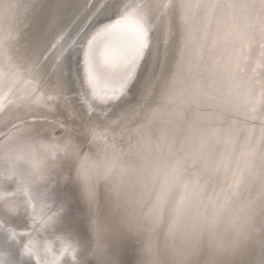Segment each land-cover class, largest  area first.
Masks as SVG:
<instances>
[{
  "label": "water",
  "instance_id": "obj_1",
  "mask_svg": "<svg viewBox=\"0 0 264 264\" xmlns=\"http://www.w3.org/2000/svg\"><path fill=\"white\" fill-rule=\"evenodd\" d=\"M96 1L98 0H63L60 15H58V17L62 16V19L57 21L55 28L54 22L50 24V28H46V34H44L43 29L61 8H57L56 0H46L45 5H38L43 6V9L41 8L43 12L35 25H31V28L24 31L27 37L20 36L21 43L11 34L12 20L16 19L19 23V16L23 10L22 4L25 3L27 7L30 0H0V31H2L0 57L3 53L7 54L4 64L8 69L11 67L9 70L12 72L11 80L7 78L2 83L0 96L5 93L3 97L7 101L16 99L14 96L16 92L7 95L6 90L16 77L29 74L26 70V52L28 51L30 55V47L24 50V45L28 42L27 44L33 47L37 40L39 41L37 55L42 61L50 62L59 55L60 51L67 49L62 66L68 72V93L85 112L86 101L82 97L81 90L83 81L81 77L84 70V63H81L82 52L99 23L107 22L115 17L111 8L106 14L96 13L94 18L82 26L84 27L82 32L81 28L79 29V36L75 35V32L82 20L75 29H72L69 18L82 3L88 8L91 3L94 6ZM128 1L131 2V0H121L124 3L120 7L122 11L131 4ZM70 4L72 9L64 15L66 8L69 10ZM9 5L13 6L9 8ZM258 6L261 10L256 14L260 20L254 13V9ZM32 8L31 10L35 7ZM172 9V19L168 18V20H171L170 26L175 28L173 35L175 48L171 50L172 58L169 56V61L171 59V62L174 60L177 63L178 51H180H175L178 47L177 38L183 41L189 36L191 39L188 42V60L192 67L187 73L195 72L196 76L191 84H186L187 76L183 77L176 91L172 90V93H178L179 101L173 94L172 97L166 98V96L164 99L159 97L158 101H155L162 102L161 104L149 106L150 104L138 103L136 97H139L140 92L136 90L138 86L140 87V77L146 74L142 65L138 80L129 90L128 98H130L125 100L124 107L113 117L115 121L120 119L119 123H116V126H119L116 129L115 126L105 138H91L83 130L74 131V127L71 133L63 132L64 137L70 136V141L78 145L76 150L71 145L73 150L69 152L77 151L78 155L70 153L65 156L68 151L61 153L50 147L53 154L52 160L51 158L50 162L44 160L47 164L42 165V162L38 164L33 159L32 151L37 145L34 141L38 142L41 137H44L49 142V144L42 142L46 147L54 142L61 144L60 128L52 130L46 126L44 128L39 125L25 126L18 121L16 115L9 119L7 117V120L0 124V168L4 169L2 166H5L13 171L12 178L23 190V197H30L29 212L38 215V207L42 208L39 203L42 202L45 206L48 204L49 199H46L44 192L48 189L47 187H50V194L52 197L55 196L53 200L57 211L63 209L61 214L63 223L65 221L69 224L64 229L62 228L64 225L56 226V228L65 231V237L70 239V247L61 258L57 255L59 259L54 258L50 263L68 264L69 262L71 264L70 251L74 258L80 259V264H139L142 245L137 239L140 237L133 234L135 238L130 239L126 237L128 232L126 227L122 228L125 230H120L103 219L102 204L109 196L121 204L122 214L117 217L119 222L122 219L127 221L128 217L132 219L133 215H136L139 217L137 226H147L140 230L142 236L147 237L144 244L148 243L150 238L151 242L161 249H174L179 246L180 250L187 254L189 261L203 264L209 258L207 249L202 246V237L206 232L211 230L217 236H223L225 233L244 229L247 239L235 250L230 248L223 254L228 259L226 264H262L264 262V246L261 243L264 240V224L259 223L261 220V184L259 183L262 179L261 174L264 173V113H260L257 109L253 102L254 97L250 96L248 100L250 91L244 86H252V83L263 85L264 80L256 79L258 81H255V77H259L258 73L261 70L264 71V66L257 64V68H253L255 73L248 74V69L251 67L239 65L236 52L229 72L225 71L224 65L223 69L222 67L213 68L218 63L224 64L227 56V51H216L217 59L212 62V67L209 66V70L211 68L214 70H208L206 76V80L210 81L206 90L216 86V91L212 92L211 96L201 94L200 85L204 76L201 75L199 80L197 79V72L201 74L203 71L206 72L210 55L215 48H221L220 42L227 38V35L242 42L240 45L243 44L245 50V43H248L247 35L257 32V29L260 31V27L261 31H264V0H181L180 4L173 2L169 5V16ZM25 12L28 14L30 11ZM78 17L79 14L74 18ZM224 18L228 20L229 28H231L226 32L223 26ZM34 20L36 21L35 17L32 23ZM38 22H44V24L34 27ZM256 24L258 25L255 30ZM166 26L165 24V29ZM191 27L194 30L192 35ZM154 28L157 38L158 29L155 26ZM178 28H180L179 32ZM184 30L187 36H184ZM42 33L48 38L40 44ZM8 34L11 40L7 37ZM255 34L259 38L252 43L258 49L254 56L264 57V35L260 36V32ZM53 44L56 45L55 48L51 47ZM77 48L79 50L76 57ZM200 54L202 57L198 58ZM168 64V62L165 64V69ZM3 67H0V79L4 77L1 76L3 70H6ZM34 71H37L36 66ZM246 71L247 74H243ZM34 73L37 75L36 72ZM165 74L169 75L168 72ZM165 74L162 72L160 77L164 78ZM177 76L178 70L174 78H171V86ZM43 78L45 76L39 77L38 81ZM2 84L0 82V86ZM163 84L164 80L159 79L152 91V99H155L153 96L161 91ZM188 89L197 93L194 99H182ZM64 90L66 92L67 89L64 87ZM138 91H141V88ZM256 93L261 94L260 103L264 105V92L261 93L258 90ZM253 106H255L253 116L249 117L248 114ZM96 107L99 109L98 114L107 110L106 105ZM2 115L3 113H0V119ZM122 117L125 119H121ZM64 122L65 125H69L68 120ZM123 122L130 124L131 128L133 124V127L136 125L133 132L120 135L117 130L127 125ZM20 130L29 137L19 134ZM76 132L79 134L77 135ZM28 162L34 164L32 166L34 170H29ZM109 168L112 169L111 174L107 172ZM249 171L254 174L251 180L247 178ZM240 177H244V182L237 185L235 181ZM104 182L111 183L108 189L102 184ZM115 182H123L125 186L123 195H127L128 200H124L122 192H115ZM253 186L256 187L249 192ZM165 189L169 191L170 198L163 202L158 201L161 191ZM181 198H183V210L177 216L174 206ZM130 206L134 209L131 210ZM157 207L159 208L158 216H153V209ZM15 214L20 215L15 216L14 213L9 212L4 216L3 227L6 226V230H11L19 237L26 235L27 238H32L33 236L30 235H36L37 222H27L25 213L24 215L21 212ZM162 228L166 231V235L162 236L161 241L160 229ZM173 229L174 231H171ZM118 230L122 236L116 233ZM40 233L43 231L38 228V235ZM166 241L169 242V246H165ZM8 242H11V246H7V251L13 253L11 262H17L14 259L17 260L18 255L19 264H34L32 258L24 254L25 248L21 250L20 242L18 248L10 239ZM135 245L140 246L135 248ZM31 247L34 248L33 245ZM216 259L218 263L219 257Z\"/></svg>",
  "mask_w": 264,
  "mask_h": 264
},
{
  "label": "bare ground",
  "instance_id": "obj_2",
  "mask_svg": "<svg viewBox=\"0 0 264 264\" xmlns=\"http://www.w3.org/2000/svg\"><path fill=\"white\" fill-rule=\"evenodd\" d=\"M37 1H39V2H37ZM80 1H82V0H80ZM180 1L181 0H131V2L128 1L131 4L124 10L127 12L136 11V12L143 13L147 22L149 24H152V25L154 24V26L158 29L156 35H157V40L159 41L160 61H159V67L157 68V74L160 77L162 72H164V74L166 72L169 73V75H167V76L165 74V76H164L165 79L161 76L160 80H162V81L164 80L163 85L167 84L171 87V91L168 94V96L172 97L174 94L175 95L174 97H176L177 99L179 98L178 93H176V92L172 93V90L176 91L175 89L179 85V83H181L183 81V77H186V76L188 77L186 84H188V83L191 84L192 82H194L195 77H196L195 72L191 73V74L187 73V71L190 72V69L192 67L189 60H188L189 59L188 58V42H189V39H191L189 36L184 38L183 41L178 40V38H177L176 45H178V47H176L175 51L180 50V51H178L177 63H175L174 60H173V62H171V59L169 61V56L172 58L171 50L174 47L173 43H174L175 39H174L173 35L175 33V28H174V26L173 27L170 26L171 25L170 19H172L171 17L173 14V9H172L171 14L169 16L168 7L173 2L180 4ZM45 3H46V0H30V2H28V4H27V7H25V3L22 4L23 10L19 16V20H18L19 23H17L16 19H13L12 20V26H11L12 27L11 34L16 41L21 42L22 38H20V36L21 37H23V36L27 37V35L25 34L24 31H27L29 28H31V25H33V24L35 25V23L37 22V19L40 18L41 13L43 12V11L41 12V8L43 6L39 7L38 5H45ZM100 3H101V0H98V1H96V4L94 6L91 3L88 8H86L84 3H82L77 10H74V12H72V14L70 15V18H69L70 22H71L70 26L72 27V29H75L76 26L78 24H80V21L82 20L81 24L79 26H77L75 35L79 36V29L81 28L80 31L82 32V29H84V27H82V26L86 25L88 23V21H90L92 18L95 17V15L97 13V9L100 8ZM253 3H252V5H253ZM33 4L35 5V8L33 7L34 9L31 6ZM123 4L124 3H122L120 0V7ZM37 7H39V9ZM71 7H72L71 4L68 5L69 10H67V8H66V10L64 11V15L67 14V11L69 12L72 9ZM31 8L33 10H31ZM110 8H111V5L109 6V10H110ZM61 9H62V7L58 11H56V16L53 18V20H51L48 23L47 26H45V28L43 29L44 34H46L45 29L50 28V26H51L50 24H52L53 21H54L53 27L55 28L57 21L62 19V16L58 17V15H60L59 11ZM257 9H254V13H255L256 18L258 20H260L257 17L256 13L261 9L259 6L257 7ZM25 11H27V12L30 11V12L27 14ZM78 14H79V17L75 19L74 17H76ZM30 16L33 19L35 17L36 21L34 20V22L32 23L33 19L30 18ZM168 18H170V19L168 20ZM29 20H30V22H29ZM167 20H168V22H167ZM43 24H44V22H38L37 25L34 27L42 26ZM165 24L167 25L166 29H165ZM257 25L258 24L255 25V30H256ZM223 26H224L225 32L228 31L229 29H231V28H229L230 26H229L228 20L225 18L223 19ZM259 29H260V31H258V29H257V32H254L251 34L249 33L247 35L248 43L247 42H246L247 44L245 43V45H246L245 50H244V45L243 44L240 45L242 42L238 41L237 38L230 36V35H227V38L223 39V41L220 42L221 48H219V49L215 48L213 50V53L209 57L206 72L203 71L202 74H201V72H197V79L198 80H199V77L201 75L204 76L202 79V83L200 85V90L202 92L201 94L211 96L212 92L216 91V88H217L216 86L212 89H209L208 91L206 90L207 85L210 84V81L206 80V76L208 74L209 66L211 65V67H212V62H215L217 59L216 51H221V52L227 51V56H226V60H225L224 64L218 63L213 68L219 69L222 67V69H223V65H224L225 71L229 72L232 69V66H233L232 61L234 60L233 58H234L236 52L238 53V58H239V61L237 60L238 64L241 65L242 67L243 66H245L247 68L251 67L250 69H248L249 70L248 74H254L255 73V72H253L254 71L253 68H257V64H259V66H264V57H261L260 55L254 56L256 53V50H258V49L256 46L252 45V43L255 41H258V38H259V36H257L255 33L260 32V36L264 35V31H261V27ZM179 31H180V28H178V32ZM1 32L2 31H0V33ZM21 33L24 35H22ZM192 33H194V30L191 27V35H192ZM44 34H43V36L38 34L41 36L40 44H42V41H44L48 38V36L44 37ZM184 36H187L186 30H184ZM7 37L9 38L10 35L8 34ZM74 41H75V38H74ZM35 42H37V40H35ZM163 42H164V44H163ZM27 43H25V45H24V50H27V48L30 47L29 52L31 53V51H32L31 48H33V47H32V45L27 44ZM259 43H260V41H259ZM239 45H240V47L238 48ZM251 45H252V48H251ZM85 48H86V44H85L83 52H82L81 63H84ZM193 48L194 47H192V49ZM247 49H248V51H246ZM78 50L79 49L77 48V53L75 54L76 57L78 55ZM175 51H174V53H175ZM252 52H253V54H252ZM26 54H27L26 55L27 56V63H26L27 69L26 70L29 72V74L28 75L26 74L25 76L19 75L18 77H16L14 80H12L10 82V86L6 90V94L8 95L10 93L13 94V92H16V94L14 95L16 97V99L7 101V99H5L3 97L5 95V93L2 96H0V113H3V115L0 119V124L2 122H4L5 120H7V117L9 119V118H11V116L16 115V117H18V121L23 123L25 126L37 127V125H39V127L44 128L46 126V127L51 128L52 130H54L55 128H60L62 131L59 134V137L62 140V143L59 141L61 144H59L58 142H54V143L50 144L49 147L48 146L46 147L43 145L44 143H42V142H46L48 144H49V142H47L44 137H41L40 138L41 140H39L38 142L34 141V143H36L37 145L35 146L34 150L32 151L33 159H35L38 164H40L39 162H42L41 165L47 164L48 161L50 162L49 159L51 158V160H52V157H53V154L50 151V149L52 148L51 146L52 145L63 146L64 144L68 143L71 139L70 136L64 137L62 135V133L63 132L71 133L73 131L72 129H74V128L76 129V130L74 129V131H77L78 129H80L81 131L83 130L91 138H95V137L105 138V137H107L109 132L111 130H113L114 127L117 125L116 123H119L120 119H118V121H115L116 119H113V117L115 114H118V112L121 110L122 107H124V102L128 98V95L125 98H123V99L121 98V100L116 101L115 103L114 102L102 103V102L94 99L91 95V90L88 87L87 81L84 80V79H86L85 69H84L83 73H82V77H81L83 80L81 83V90H82V97L86 101V111L83 112L81 110V108H79L78 103L68 93V84H67L68 83V81H67L68 80V72H67V69H63V71H64V75L62 78L63 79V87H61V86H59V84H56V81L58 80V78H60V71H61V66L57 65L56 58L54 60H51L50 62H46L44 60V61H42V63H39V66H38V64H34L32 62L33 59H31L32 57H31V55H29L28 51L26 52ZM70 54H72V53H70ZM201 55L202 54H200L198 56V58H201L202 57ZM173 56H174V54H173ZM251 56H252V59H251ZM5 60H7V54L3 53L2 56L0 57V67L4 66L6 68V70H3V72H2L3 75H1V76H4V77H1V79H0V80L3 79V81H0L1 84L4 81H6L7 78L9 80H11L10 77L12 75V72L10 71L11 67L9 68L10 69L9 70L7 68V66H5V64H4ZM255 61H256V64H255ZM262 61H263V64H262ZM167 62L169 64H168V67L165 69V67H166L165 64ZM174 64H175V68H174ZM34 66L37 67V71H34ZM213 68H211L209 71L214 70ZM164 69H165V71H164ZM172 69H173V71H172ZM177 70H178V76L171 86V83H172L171 80L174 78L175 72H177ZM258 71H259V69L257 70V72ZM34 72H36L37 75H34L35 74ZM241 72H242V70H241ZM243 74H247V71L243 72ZM44 76H45V78H43L41 81H38L39 77L42 78ZM258 76L260 78L255 77V81L264 80V71L261 70L258 73ZM143 77L142 78L140 77V80H139L140 87L138 86V88L136 90L137 92H140L139 97H141V91H138V90L141 88V83L143 81ZM256 79H258V80H256ZM27 80H29L28 81V87L26 86ZM213 80L214 79L212 78V82H213ZM157 82L155 83V87H156ZM217 83H218V79H217ZM53 84H56V86L53 87ZM263 85H260L259 83L257 85H254L252 83V86L251 85H244V86H246L245 89H248L250 91V94L248 95V100H249L250 96L254 97L253 102L256 104L257 109H259L260 113H264V105H262V103H260L261 94L256 93V92L258 90L261 93L264 92V86ZM2 86H3V84L0 86V88ZM64 87H65V89H67L66 92L64 90ZM152 95H150L149 96L150 99L148 100V98H147L146 101L142 100L139 97H136V99H137L136 101H139L138 103L150 104L149 106L162 103V102L161 103L155 102L159 97L160 98L162 97V89L158 94H155V96H153V97H155V99H152V97H151ZM168 96L166 98H169ZM195 96H197V93L193 90L189 91V89H188V92L186 94H183L182 99H185V100L194 99ZM164 98H161V99H164ZM97 105H101V106L106 105L107 110L104 111L103 113H101L102 115L98 114L99 109H97V107H96ZM254 108H255V106H253L252 110L249 112V114H248L249 117L253 116ZM256 113H257V111H256ZM256 113H255V116H256ZM123 118L124 117H122L121 119H123ZM127 118H128V116H127ZM65 120H68V123H69L68 126L65 125V122H64ZM26 121H28V122L26 123ZM52 121H54V123ZM123 124H127V125H123V127L121 129L117 130V132L120 135H124L126 133L133 132V130L136 126L135 125L133 127V125H134L133 124L132 128H131V126H129L130 124H128L127 122H123ZM142 124L143 123H141V125ZM118 126H116L115 129ZM23 132L24 131L20 130L19 134L28 138L29 136L23 134ZM43 133H46V132L43 131ZM76 134L78 135L79 133L76 132ZM54 136L57 137L56 135H54ZM70 143H71V145H73V148L75 150H76V148H78V145L76 142L70 141ZM58 152L66 153L65 151H58ZM70 153H74V152L68 151V153L65 154V156L70 155ZM75 153L78 155L79 152L77 153V151H76ZM72 156L75 158L77 157L76 155H72ZM44 160H46L47 162L44 163L45 162ZM102 160L104 161V159H102ZM28 164H29L28 165L29 170L30 171L34 170V168H32V166L34 164H32L31 162H28ZM2 167L4 169L0 168V217H1V219H0V221H1V223H0V264H9V262L12 261L11 258H13L12 257L13 253L10 251H7L8 250L7 246H11V242H8V239H10L9 238V232H12V231L8 230V229L6 230L5 225H4L5 227H3L4 216H6L7 213H9V212L14 213L15 216L20 215V214L16 215L15 213L21 212L22 215H24V213H25V215H26L25 218H27V222H29V221H30V223L31 222L32 223L37 222V227L43 231V233H40V235H38V228L35 227L36 235H30V236H33L32 238H27L26 235H23L20 237L16 236V238L14 240L10 239L12 242L15 243L16 247L18 248L19 242L21 244V245L19 244L21 246V250L23 249V247L24 248L29 247L31 249L30 257L32 258L34 264H55V263H50L51 260H53L54 258L59 259V257L57 255H59L61 258L62 254L63 253L65 254L68 251V248L70 247V245H69L70 239H67V237H65V235H64L65 231L64 230H58L56 228V226H59V225H61V226L64 225L62 227L63 229L66 226H69L68 222L64 221V223H63V219H61V214L63 212V209H61V208H60L61 210L59 209L60 210L59 211L60 214H59V212L57 211L56 205L54 203V200H53L55 196L52 197V195L50 194L51 189H50V187H47L48 189L46 190V192H44V195L46 196V199L47 198L49 199L48 204L45 206V204L40 202L39 204H40V206H42V208L38 207V212H39L38 215L30 213L29 212L30 211L29 206H31L29 203L30 197L29 196H28V198L23 197V195H24L23 190L21 189V187L19 188L20 185L17 182H14L15 180H13V178H12L13 174H11V173H13V171L8 170L7 168H5V166H2ZM54 182L56 183V180ZM102 184L105 185L107 189L111 185V183H107V182L106 183L104 182ZM259 184H261V182ZM115 185H116V188L114 189L115 192H122V196H123L124 200L125 201H126V199L128 200L127 195L126 196L123 195V191L125 189L123 182H120V183L115 182ZM105 186H104V188H105ZM255 187L256 186H253L249 190V192L252 189H254ZM120 206H121L120 203L115 201L112 196H109L107 201L104 204H102V209L104 210L103 219L108 224L113 225L114 227H116L120 230H125L127 228L122 229L125 227L123 224L124 220L122 219V217H121V219H122L121 222H119L117 220L118 215L122 214V210H121ZM130 208H131V210L134 209V207H132V206H130ZM135 210H136V207H135ZM31 215H32V217H31ZM132 221L137 224V222L139 221V217L136 215H133ZM259 223L261 224V220L259 221ZM38 225H40V226H38ZM120 230H118V232H116V233L119 234L120 236H122V234L119 232ZM160 230H161L160 235H161V241H162L163 240L162 236L166 235V231L164 230V228H162ZM126 234H127V236L126 235L125 236L129 237L130 239L135 238L133 236V234L130 232H127ZM137 240L140 241V245H144V243L147 240V237L145 235V236L138 238ZM165 243H167V244H165V246H169L168 241H166ZM32 245L34 246V248L31 247ZM140 245H135V248H139ZM54 254L56 256H54ZM69 254H70L71 264H80L81 263L80 259L78 257L74 258L70 251H69ZM224 256L225 255L219 256V260H218L217 264H226V260H228V259L225 258ZM51 257H52V259H51ZM14 260L18 262V260H19L18 255H17V260L16 259H14ZM17 262H15V263L13 262V264H17ZM56 264H58V263L56 262ZM59 264H63V263L60 262ZM68 264H69V262H68Z\"/></svg>",
  "mask_w": 264,
  "mask_h": 264
},
{
  "label": "snow or ice",
  "instance_id": "obj_3",
  "mask_svg": "<svg viewBox=\"0 0 264 264\" xmlns=\"http://www.w3.org/2000/svg\"><path fill=\"white\" fill-rule=\"evenodd\" d=\"M62 4L63 0H56L57 8L61 7ZM110 5L113 17L115 18H110L107 22L99 23L96 31L86 43L84 69L88 87L91 90L92 97L102 103L119 101L122 97L128 95L130 88L138 80V73L141 71L143 65L146 74L141 83V99L146 101L148 96L152 95L155 83L160 79L157 74L160 50L159 41L155 36V28L147 22L143 13L122 11L120 0H101L97 14H106L109 11ZM12 6L9 5L8 7L11 8ZM31 6L35 7L34 4ZM38 45L39 41L35 42L30 53L34 64L42 63L40 56L37 55ZM51 47L55 48L56 45L53 44ZM66 51L67 49L60 51L56 57L57 65L61 66L60 78H58L56 84H59L61 87H63L62 78L64 75L62 67L64 62L63 57ZM56 84H53V87ZM170 91L171 87L169 85H163L161 98L168 96ZM51 147L54 151L67 152L73 150L70 141L63 146L52 145ZM107 172L111 174L112 169L109 168ZM261 176L260 211L261 215L264 216V173ZM247 178L253 179L254 174L249 171ZM243 182L244 177H240L235 181L237 185ZM169 198L170 193L165 189L161 191L158 201L163 202ZM182 210L183 198L178 200L174 206L177 216L182 213ZM158 211V207L153 209V216H158ZM126 219L130 224L133 222L130 217ZM261 223L264 224V220ZM146 227V225H140L137 226V230L140 231ZM171 231H174V229ZM9 238L14 240L16 233L9 232ZM150 242L149 238V247ZM261 243L264 246V240ZM217 247L219 250H224L226 246L218 244ZM238 247V242L231 245L233 250ZM24 254L30 256L31 249L25 248ZM178 255L182 261L187 260L188 264H199L197 261H189L184 251H180ZM9 264H13V262L10 261ZM203 264H217V259L215 256H209Z\"/></svg>",
  "mask_w": 264,
  "mask_h": 264
},
{
  "label": "clouds",
  "instance_id": "obj_4",
  "mask_svg": "<svg viewBox=\"0 0 264 264\" xmlns=\"http://www.w3.org/2000/svg\"><path fill=\"white\" fill-rule=\"evenodd\" d=\"M254 218L255 216L253 215ZM260 219L262 222L264 216L261 215ZM123 224L128 232L137 237H142L143 234L137 230V224L135 222L130 224L128 221H124ZM246 239L244 229H237L233 232L225 233L223 236H217L214 231L209 230L202 237V246L207 249L209 256H215L217 258L228 251L233 243L238 242L241 244ZM218 244L225 245V249L219 250L217 247ZM180 251L179 246L174 249H161L153 242H150L149 247L148 242L142 245L139 264H188L187 260L182 261L178 255Z\"/></svg>",
  "mask_w": 264,
  "mask_h": 264
},
{
  "label": "rangeland",
  "instance_id": "obj_5",
  "mask_svg": "<svg viewBox=\"0 0 264 264\" xmlns=\"http://www.w3.org/2000/svg\"><path fill=\"white\" fill-rule=\"evenodd\" d=\"M177 101H179V99H177Z\"/></svg>",
  "mask_w": 264,
  "mask_h": 264
}]
</instances>
